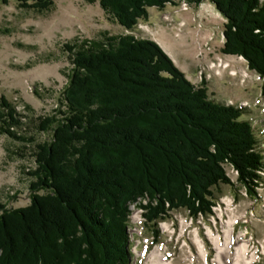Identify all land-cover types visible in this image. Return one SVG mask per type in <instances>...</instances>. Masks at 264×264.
Instances as JSON below:
<instances>
[{
    "label": "trees",
    "instance_id": "16d2710c",
    "mask_svg": "<svg viewBox=\"0 0 264 264\" xmlns=\"http://www.w3.org/2000/svg\"><path fill=\"white\" fill-rule=\"evenodd\" d=\"M177 1L99 0L130 33L63 44L71 67L55 113L38 122L44 139L28 171L30 203L0 202V264H129L130 204L148 199L145 217L157 237L158 221L172 210L207 216L215 189L235 185L226 161L255 195L262 121L244 118L246 106L211 98L206 82L194 84L155 40L133 32L150 7ZM17 2L37 12L54 6ZM212 2L226 20L221 51L243 56L264 78V0ZM9 32L0 27V35ZM23 117L0 97V134L33 142L22 134Z\"/></svg>",
    "mask_w": 264,
    "mask_h": 264
},
{
    "label": "rangeland",
    "instance_id": "374dc122",
    "mask_svg": "<svg viewBox=\"0 0 264 264\" xmlns=\"http://www.w3.org/2000/svg\"><path fill=\"white\" fill-rule=\"evenodd\" d=\"M53 1L52 9L44 12L22 8L17 0H10L0 8V27L10 30L8 34L0 35V97L6 96L17 104V110L24 115L22 134L34 138L33 142L20 141L0 134V202L8 208L23 207L30 203L29 186L33 178L28 171L35 166V142L44 139L38 130V122L41 118L55 113L71 67L69 54L63 50V44L76 37L101 38L103 32H128L103 10L99 0ZM203 1L198 6L192 3L188 10L181 8L179 0L176 4L168 3L163 9L150 7L148 20H140L133 32L139 37L153 39L158 36L159 30L155 24H164L166 31L180 41L178 44L169 39L171 49L179 61L175 64L194 84L206 82L211 98L226 104L246 106L244 118L253 117L263 122L264 78L250 69L247 60L240 58L241 55L224 54L221 51L223 25L226 20L219 12L214 16L207 12L203 13L205 16L200 15L202 9L212 0ZM221 59L229 62L230 67L226 69L218 66ZM236 61L240 65L235 64ZM256 129L262 135L261 127L256 126ZM259 191L262 193L264 190ZM244 192L245 189L239 183L232 186L222 184L215 189L219 199L225 196L235 197L239 201L240 211L253 202V198L246 197ZM260 199L253 204L254 212L256 216L264 218V202ZM187 216L185 209H175L171 211V217L165 220L171 227L163 228L164 223H161L160 231L165 232H172V226L175 225L174 239L180 231L185 230L184 235L178 237L184 247L175 242L168 247L176 252L173 264H185L183 257L188 254V247L198 255L194 241L195 232L198 231L207 247H210L206 236L208 228L214 231L220 228L217 216H204L193 222L188 217L186 224ZM143 224V236L151 237V226L147 221ZM249 225L255 237L263 238L264 222L255 221ZM129 226L128 220V228ZM141 238L135 236L134 251ZM156 239L167 243L170 233H160ZM140 248L141 245L137 250ZM150 258L149 255L147 262L150 264L161 262L158 256ZM197 261L201 264L198 258ZM131 264H140L138 256L131 257Z\"/></svg>",
    "mask_w": 264,
    "mask_h": 264
},
{
    "label": "built area",
    "instance_id": "2783aa9c",
    "mask_svg": "<svg viewBox=\"0 0 264 264\" xmlns=\"http://www.w3.org/2000/svg\"><path fill=\"white\" fill-rule=\"evenodd\" d=\"M206 1L208 0H205V2ZM180 5L183 10H188L191 7V4L188 0H181ZM128 33H130V31H128ZM200 54H202V52H200ZM240 58L246 61V59L243 56H240ZM217 65L222 66V68H226V69L230 67V63L227 61L225 62L222 59L219 60V63H217ZM232 73H236V72H232ZM14 105L16 106L17 109L18 108L17 104L14 103ZM262 131L264 134V119L262 122ZM260 148L263 150L262 152L264 154V138L262 140ZM224 167L226 169L227 175L231 179V182L234 184H238L239 171L236 169V167L229 161H226L224 163ZM257 173L260 176V178L256 179L257 185L255 186V190H256L255 195L251 196L247 188L243 187L245 189L244 195L246 197L250 196L251 198H253V202L250 203V206L245 208L243 211L239 210V201H237V199L233 196H225L224 198L216 199V202L212 205V211L207 215V216H217L218 217L217 220L219 221L220 224V228L216 229V231H214L212 228L209 227L206 232V236L210 241L211 248L207 247L206 242L199 235L198 231L195 232L194 241L196 243V247H197L196 251L198 255L196 256L193 253L194 251L192 250V248L188 247V254L183 257V262L185 264H199L197 258L201 261V264H234V260L238 255H241V259H240L241 264H264V236L263 238L255 237L254 233L250 229L251 225H249L250 223H253L255 221L264 222V218H260L259 216H256L253 207V204H255L254 202L260 198H262L260 200L264 202V195H262L264 191H262V193L259 191V190H264V166L261 167L257 171ZM146 199L147 198H139L136 202L131 203L129 206L130 226L128 228V234H129L131 255L132 257H134V255L138 256V262H140V264L142 263L150 264V262H147V259L149 260V255L152 252H155L161 257L160 264H173L174 256L176 255V252L168 249V247L173 242L180 244L179 238L180 236L184 235L185 230L180 231L178 233L179 238L175 236V239H174V235L176 232V227L174 224L172 226L173 227L172 232H168L169 230L167 232L160 231L161 223H164L162 225L163 228H167V227L169 228L170 225H167L165 220L171 217V211H170V214L168 216L158 221L159 234L170 233V240H168L167 243L165 242L166 244L164 242L162 243L156 239V235L152 231H151L152 233L151 237H146V236L144 237L143 236L144 232L142 228L144 226L143 223L147 221L145 217V213H146L145 205H147L148 202H146ZM219 211L221 212V216H219L220 213ZM186 213L188 214V216L185 218L186 224L188 217L190 221L193 222V220L198 219L200 217L203 218L205 216L202 213H199L197 216H194L191 214L190 210H186ZM256 227H252V229H255ZM210 232L214 238L210 235ZM135 236L142 237L141 239H139V243L137 242V244L135 245L136 251L133 250ZM198 236L201 237L203 240L202 242L203 250H201L198 242L196 241V237ZM183 242H185V240ZM140 245H141L140 250H137ZM180 246L184 247L181 244ZM218 246L221 248L222 246L224 248H227V251L223 252V255L226 256L225 261L218 262V258H217ZM129 264H131V261Z\"/></svg>",
    "mask_w": 264,
    "mask_h": 264
},
{
    "label": "crops",
    "instance_id": "0c3cea01",
    "mask_svg": "<svg viewBox=\"0 0 264 264\" xmlns=\"http://www.w3.org/2000/svg\"><path fill=\"white\" fill-rule=\"evenodd\" d=\"M202 10L203 11L200 12V15H202L205 12H207L209 15L214 16V15H216L218 13V11H217L215 5L213 4V2H210L208 4V6H206L205 9H202ZM203 16H205V15L203 14ZM155 26L159 27L158 28L159 30H158V36L153 38V40H155L170 55V57L177 64L178 57L172 51L169 39H172L174 43L177 42L178 44L180 43V41L178 39L174 38L170 32L166 31V28H165L164 24H155ZM237 63H239V62L236 61L235 64H237ZM238 65H240V63Z\"/></svg>",
    "mask_w": 264,
    "mask_h": 264
},
{
    "label": "bare ground",
    "instance_id": "6f19581e",
    "mask_svg": "<svg viewBox=\"0 0 264 264\" xmlns=\"http://www.w3.org/2000/svg\"><path fill=\"white\" fill-rule=\"evenodd\" d=\"M165 43V42H164ZM210 235H211V232H210ZM212 236V235H211ZM213 237V236H212ZM214 238V237H213ZM196 241L198 242V244H199V246H200V248H201V250H203V240H202V238L201 237H196ZM217 245H218V243H217ZM218 254H217V258H218V262H221V261H225L226 260V256L225 255H223V252H225V251H227V248H224L223 246H222V248L221 247H219L218 246ZM155 256H158V257H160L157 253H155V252H152L151 254H150V257L152 258V257H155ZM150 258V259H151ZM161 258V257H160ZM217 258H216V260H217ZM240 259H241V255H238L236 258H235V260H234V264H241V261H240ZM160 264V263H159Z\"/></svg>",
    "mask_w": 264,
    "mask_h": 264
}]
</instances>
